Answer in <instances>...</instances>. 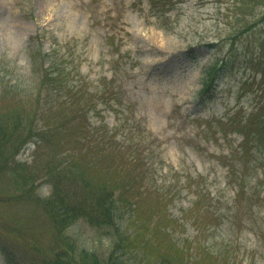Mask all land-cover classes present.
<instances>
[{"label": "rangeland", "instance_id": "obj_1", "mask_svg": "<svg viewBox=\"0 0 264 264\" xmlns=\"http://www.w3.org/2000/svg\"><path fill=\"white\" fill-rule=\"evenodd\" d=\"M174 1L158 19L148 0H0V89L8 87L25 99L23 105L0 102V118L112 129L126 111L127 118L141 122L143 136L152 135L147 144L159 155L156 183L145 190L149 183L131 162L130 150L123 157L112 154L72 129L53 139L64 149L85 147L70 156H54L51 148L35 151L31 144L16 156L8 153L21 162L0 173V264H57L70 243L74 257L63 255L67 263L80 258L81 245L98 249L102 258L115 250L108 236L84 219L69 227L55 223L57 216L47 202L56 177L59 202L70 204L98 189L139 188L137 210L143 222L158 221L161 211L173 221L186 217L196 199L189 183H199L222 220L196 239L192 221L177 219L178 235L173 237L193 246L191 260L179 256L177 264H264V153L242 156L243 135L239 125H232L247 122L264 108L257 79V62L264 61L259 58L263 24L248 30L262 17L264 0H247L254 10H238L234 0ZM238 12L244 14L237 17ZM233 36H239L235 52L229 40ZM33 40L42 43L44 54L64 56L71 62L69 69L74 73L77 68L93 85L108 84L106 98L97 103L99 114L91 111L81 122L69 111L54 115L39 107L36 93L42 77L28 53ZM223 59L230 62L215 83L216 91L205 92L208 71ZM259 176L263 180L256 186ZM3 249L12 255L10 260ZM139 251L127 252L125 263L146 264V253Z\"/></svg>", "mask_w": 264, "mask_h": 264}, {"label": "trees", "instance_id": "obj_2", "mask_svg": "<svg viewBox=\"0 0 264 264\" xmlns=\"http://www.w3.org/2000/svg\"><path fill=\"white\" fill-rule=\"evenodd\" d=\"M174 0H149L152 11L158 19L165 17L171 10ZM206 3V0H203ZM234 6L238 10H244L246 6L250 10H254V6L250 5L247 0H234ZM244 13H236L237 17ZM262 25V35L260 36L261 44L259 46V58L264 56V13L262 17L248 27V30L253 29L257 25ZM248 32V31H247ZM242 34L244 32H241ZM239 36L230 37L234 52L237 51L233 47ZM38 42L33 40L32 46L28 48V53L36 60L35 65L37 72L41 75V82L36 93V101L40 108L45 112H51L54 115L69 111L82 122L87 120L89 113L94 111L100 112L99 101L106 98L108 94V85L103 87H90L83 77L74 75L73 71L69 70L67 61L64 56L59 54H44ZM38 46V48H37ZM230 49V50H231ZM233 52V53H234ZM229 59L217 61L208 71L205 80V92L216 91L215 84L225 74V69L228 67ZM34 67V61H33ZM257 67L260 70L258 76V85L260 90L264 92V61L259 59ZM214 85V86H213ZM113 87L110 92L113 93ZM29 93V92H28ZM23 94L15 90H10L8 87L0 89V102L14 100L23 105ZM22 101V102H21ZM110 108L114 111L113 106ZM259 110L253 113L252 117L247 122L233 121L232 125H239L237 131L243 135L241 155L253 151L254 155L259 152L264 153V108L260 106ZM126 111H123L122 117H119V124L109 129L107 125L88 126L82 128H69L61 126H47L44 122L36 124V119H32V123H24L19 118L12 117L10 119L0 118V158L5 159L0 161V173L12 170L14 166L21 162L15 159L16 156L25 146L31 144L35 151L44 152L46 149H53L54 156L67 154L70 156L83 146L75 149L74 147L64 149L63 146L54 144L53 139L74 130V134L80 139L84 138L90 145H95L96 148H109L112 154L127 155V150L131 151L133 156L131 162L135 167H139L144 177V181L149 183L145 190H148L152 183H156L155 176L159 170L157 159L159 155L147 144L151 135L143 136L140 130L146 132L139 121L131 117H126ZM119 115V113H117ZM42 118V117H41ZM246 123V125H242ZM90 136V137H89ZM140 144L142 146H140ZM147 144V145H145ZM130 148V149H129ZM56 150V151H55ZM8 153L10 157L8 158ZM35 154V153H33ZM47 157V153H45ZM260 155V154H259ZM10 160V161H9ZM230 171L232 167L228 165ZM54 183V190L47 204L53 206V211L56 214L55 223L62 227H69L70 224H76L78 220L84 219L88 224L98 229V232H104L111 241V245L115 246V250L111 251L106 258L100 257L98 249H88L81 245L80 258L76 261L70 260L69 263L62 259V256L74 257L72 248L73 243H70V250L64 251L59 255L57 264H126L124 261L125 254L131 250H140L145 252L148 262L146 264H177L180 257L185 256L191 260L193 246L189 242H178L173 235L177 236V225L182 219L184 221H192L191 225L196 231V239L202 232H208V229L215 230L221 222V217L216 214V203L210 198L209 194H205L200 188L199 183L190 182L189 187L194 190L196 199L190 209V213H186V217H177L176 220H171L170 217L163 211L160 213V219L154 222H143L137 210L139 200L137 199L138 192L132 185L127 184V187H122L117 190L98 189L94 193L84 198L81 202L70 204L64 199L60 200V179L58 177ZM161 199L164 201V193L162 188L157 185ZM189 188V189H190ZM67 189H71L68 186ZM141 193V190H140ZM139 193V194H140ZM127 195V199L124 198ZM180 226H185L184 222ZM171 228V229H170ZM210 236H213L210 234ZM104 238L99 237V241ZM195 239V240H196ZM232 251V250H231ZM3 253L8 260L12 258L7 249H3ZM104 260V261H103ZM32 264H40L38 261ZM49 264H55L50 262ZM128 264V262H127ZM134 264V263H133Z\"/></svg>", "mask_w": 264, "mask_h": 264}]
</instances>
